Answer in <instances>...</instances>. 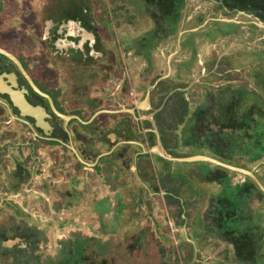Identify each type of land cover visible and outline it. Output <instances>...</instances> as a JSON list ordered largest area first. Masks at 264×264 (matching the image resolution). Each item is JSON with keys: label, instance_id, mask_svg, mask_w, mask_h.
<instances>
[{"label": "flooded vegetation", "instance_id": "1", "mask_svg": "<svg viewBox=\"0 0 264 264\" xmlns=\"http://www.w3.org/2000/svg\"><path fill=\"white\" fill-rule=\"evenodd\" d=\"M123 2L0 0V114H7L6 125L19 124L28 135L18 188L6 194L26 199L25 206L19 205L26 215L43 202L48 208L45 213L40 209L41 213L54 215V196L67 198L68 203L95 199L92 210L105 218L115 216L112 223L117 230L132 224L142 231L128 239V246L147 247L143 231L157 237L161 246L158 264H244L220 227L215 210L219 193L210 200L205 220L196 222L199 229L206 221L203 237L202 230H195L193 224L189 227L188 203L180 198L188 177L182 167L188 163L168 161L155 153L161 147L166 156L180 159L187 155L183 150H190L183 142L173 141L171 119L163 116L171 114V96L178 91L183 92L180 107L185 111L190 89L183 84L186 72L176 74L177 64L186 67V62H176V49L167 54V48H162L172 37L154 31L153 23H166L169 16L155 15L156 5L147 0H131L136 9L126 14ZM139 2L150 28L135 32L132 27L138 20ZM109 3L115 7L109 9ZM214 5L219 17L229 14L224 1ZM147 7L154 9L153 14H147ZM184 9L180 24L186 21ZM125 26L128 31L122 30ZM185 32L180 29L178 39ZM12 99L36 109L37 121L15 107ZM158 116L163 117L164 127ZM37 144L44 151L54 150L55 158L43 152L36 156ZM171 164L178 169L173 172ZM212 171L202 174L197 166L191 173L209 185L217 184L221 193L218 183L206 179L213 177ZM251 171L255 176L256 171ZM51 177L61 178L64 186ZM189 191L194 198L195 191ZM66 211L76 210L66 206L61 212ZM0 235V246L7 242L2 247L6 255H0L2 264H45L48 260L42 250L34 251L36 238L27 242ZM117 240L124 248L127 239ZM203 245L231 247L232 255L209 256L205 262Z\"/></svg>", "mask_w": 264, "mask_h": 264}, {"label": "rangeland", "instance_id": "2", "mask_svg": "<svg viewBox=\"0 0 264 264\" xmlns=\"http://www.w3.org/2000/svg\"><path fill=\"white\" fill-rule=\"evenodd\" d=\"M186 1L184 9L186 21L181 23L179 27V30L186 32L179 39L177 35L170 38L169 41L162 44V48H167V54L173 53L176 49L178 51L176 62H186V67L180 64L181 69L177 64L176 74L179 77V74L186 72V83L183 84L190 88L189 94H192L193 104L197 105L202 100L203 90L205 91V89L219 90L225 88L226 85H233L256 90V79L254 78L256 69H262V64H264V30L256 26L254 24L255 20L248 15L231 14L223 16L221 14L222 17H219L220 11L214 5V2L208 0ZM24 3L27 5L29 2L24 1ZM123 4L126 14L129 12V14H134V8L136 9V7L131 6V0H124ZM114 7L115 4L109 3V9ZM142 7L139 2L138 20H135L136 22L132 27L135 32L146 31L150 28ZM218 18L221 21H213ZM203 24L205 25L196 32L187 33V31L197 29ZM122 30L128 31V28L125 26ZM226 56H228L227 72L223 74L215 73L216 64H213ZM262 98L264 100V94H262ZM7 121V114H0V232L8 236L11 235L15 240L24 238L27 242H31L32 238H36L38 243L35 245L34 251L36 250L39 253H41V250L43 251L48 259L45 264H158L161 246H159L160 242L157 237H154L150 231H143L147 239V247H130L128 246V239L136 237L142 231L135 230L132 224L121 225V228L117 230L112 223L115 216L101 217L100 221L103 225L101 226L104 231L101 229L93 232L90 239L84 237L82 231L87 216L82 214L86 207L89 208L94 205L95 199H72V202L68 203L67 198L58 199L54 196L53 205L56 207V213L54 215L43 214L48 218L46 220L34 215H26L19 205L11 203L8 198V190L18 188L19 174L24 165L23 160L27 156L23 145L28 135L24 133L19 124L6 125L5 122ZM35 148L38 149L36 156H41L40 154L43 152L47 153L51 160L55 158L54 150L44 151L38 144L35 145ZM190 151L191 149L182 152L188 155L191 154ZM187 155L186 157H190ZM262 163H256L252 170L258 172V167ZM193 164H184L185 166L182 167L188 177L184 181L180 198L188 203L190 212L189 227L192 228L193 224L195 230L200 229L203 231L204 237L207 235L204 230L208 228L206 221H203L205 226L203 228L200 226L199 229L196 227V222L199 218L205 220V213L208 210L210 200L220 192L217 184L209 185L204 179L197 177L196 173H191V170L198 166L199 171L206 174L209 169H213V165L210 164V166L206 162H195ZM177 167L179 166L175 164L170 166L173 172L178 169ZM229 177L232 183L245 179V176L238 172H233ZM247 177L252 180L251 177ZM51 179L64 186L61 178L51 177ZM191 181L193 182L191 183ZM190 188L195 191L194 198L189 193ZM89 200L93 201L89 202ZM20 202L22 206H25L27 201L20 198ZM66 206H72L76 211L61 212ZM39 208L45 213L48 206L43 202ZM248 209L259 214L264 210V204L259 200H252L248 203ZM237 210L243 212L244 207L241 206L240 208L238 206ZM155 212L158 215L157 208ZM242 218L247 221L246 209L245 214H242ZM106 223L107 225H105ZM31 232L34 235H30ZM200 233L202 235L201 231ZM117 238L127 239L124 241V248ZM6 245L7 242L0 246V255L2 256L6 255L2 251V247ZM131 252H133V255H130ZM201 252L203 260H205L209 256L232 255V248L203 245ZM207 261L206 259L205 262ZM209 263L213 264L212 262ZM0 264L2 263L0 262Z\"/></svg>", "mask_w": 264, "mask_h": 264}, {"label": "trees", "instance_id": "3", "mask_svg": "<svg viewBox=\"0 0 264 264\" xmlns=\"http://www.w3.org/2000/svg\"><path fill=\"white\" fill-rule=\"evenodd\" d=\"M147 1H152L156 5L155 15L159 13V15L169 16L166 23L159 21L153 23L154 31L162 33L164 37L166 35L176 36L187 1ZM208 1L215 3L224 1L228 15L240 12L251 15L264 24V0ZM147 10H149L147 14H153L154 9L150 10L147 7ZM157 36L160 34L158 33ZM215 64L218 65L215 73L227 72L228 56L213 65ZM254 78L256 79V90L233 85H226L225 88L219 90L205 89L202 100L197 105L193 104L189 89L185 111H182L180 107V103L183 102V92L178 91L171 96L172 112L163 116L171 119L169 134H172L173 141L183 142L187 148L191 149V154L187 156L206 155L247 171H251L256 163L264 160V100L262 98L264 64H262V69H256ZM184 117H186V122L183 125ZM158 120H161V126L164 127L163 117L158 116ZM170 154L177 156L175 151H171ZM212 167L214 168L211 172L213 177L206 179L222 187L216 200L215 210L218 209L220 227L226 231L227 238L236 248L238 261L245 262L244 264H264V210L257 214L248 209V203L252 200H259L264 204V193L248 177L241 187H233L229 181V175L233 172L219 166L213 165ZM258 169V172L254 174L264 186V164H261ZM246 205L247 221L242 218ZM238 206L244 207V211H238Z\"/></svg>", "mask_w": 264, "mask_h": 264}, {"label": "water", "instance_id": "4", "mask_svg": "<svg viewBox=\"0 0 264 264\" xmlns=\"http://www.w3.org/2000/svg\"><path fill=\"white\" fill-rule=\"evenodd\" d=\"M243 14V13H242ZM250 16L251 18H253L255 20L254 24L260 28H262L264 30V24L261 23L260 21H258L255 17L251 16V15H248ZM228 22H231V21H228ZM233 23V22H232ZM205 24L201 25L199 28L197 29H194L192 31H197L198 29L202 28ZM182 33H180L181 35ZM4 53L6 56H8L10 59H12L13 61H16L11 55L5 53V52H2ZM12 103L15 107H17L19 110H24V111H28L30 114H28L31 118H34L36 121H37V118L39 116L38 112L33 109H31L26 103L25 101H17L15 99H12ZM38 124V123H37ZM39 126V124H38ZM160 145V144H159ZM155 153L159 156H161L162 158L168 160V161H178V162H185V163H194V162H206V163H209V164H212L214 166H219V167H222V168H225L227 170H231L233 172H238L240 174H244V175H247L249 177L252 178V181L259 187V189L264 193V186L255 178V176L253 175L252 171H247V170H243V169H240V168H236V167H233V166H229V165H226V164H223L221 162H219L218 160L216 159H213L211 157H208L206 155H194V156H190V157H185V158H180V159H176V158H173V157H170V156H166L164 151L161 149V147H158L155 149Z\"/></svg>", "mask_w": 264, "mask_h": 264}, {"label": "crops", "instance_id": "5", "mask_svg": "<svg viewBox=\"0 0 264 264\" xmlns=\"http://www.w3.org/2000/svg\"><path fill=\"white\" fill-rule=\"evenodd\" d=\"M244 176H245L244 180H237V181H235L233 183H232L231 178L229 177L230 178L229 181H230L231 186H233V187H241L243 185V183L245 182L246 178H247V175H244ZM8 198H9L10 202L13 203V204H17V205L21 204L19 197H13L12 198L11 196H8ZM90 201H92V200H89V202ZM37 206H38V204L32 205V207H37ZM30 207H31V205H30ZM26 210L29 211L28 208H26ZM85 210L86 211H84L82 215H86L87 216V220L85 222V227H84L82 233L84 234L85 238L90 239L93 236V232L102 229L103 225H102V222L100 221V219H101V217H104L105 215H103L100 212H96V210H92V207H89V208L86 207ZM42 213H41V210H40V208L38 206L37 210L32 211L30 213V215L31 216L34 215V216L39 217L40 219L46 220V217ZM102 231H104V230L102 229ZM114 235H115V237L117 236L116 233Z\"/></svg>", "mask_w": 264, "mask_h": 264}]
</instances>
